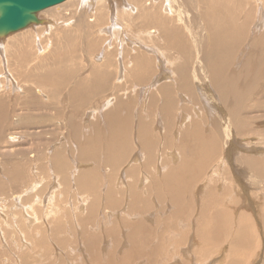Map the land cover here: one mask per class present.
I'll return each instance as SVG.
<instances>
[{"label": "rangeland", "instance_id": "1", "mask_svg": "<svg viewBox=\"0 0 264 264\" xmlns=\"http://www.w3.org/2000/svg\"><path fill=\"white\" fill-rule=\"evenodd\" d=\"M51 8L0 37V264H264V0Z\"/></svg>", "mask_w": 264, "mask_h": 264}, {"label": "water", "instance_id": "2", "mask_svg": "<svg viewBox=\"0 0 264 264\" xmlns=\"http://www.w3.org/2000/svg\"><path fill=\"white\" fill-rule=\"evenodd\" d=\"M67 0H0V37L40 24V12Z\"/></svg>", "mask_w": 264, "mask_h": 264}, {"label": "bare ground", "instance_id": "3", "mask_svg": "<svg viewBox=\"0 0 264 264\" xmlns=\"http://www.w3.org/2000/svg\"><path fill=\"white\" fill-rule=\"evenodd\" d=\"M91 5H94V4H96L98 1H100V0H87ZM106 1V0H105ZM88 4V3H87ZM60 5V4H59ZM50 9H52V8H50ZM50 9H48V10H50ZM48 10H44V11H48ZM49 20H47V19H44V22L43 23H45V22H48ZM153 30V29H152ZM156 30V29H155ZM7 41V40H6ZM2 43H4V42H1V44ZM5 52H6V49L4 50ZM122 64V63H121ZM121 64H120V66H121ZM122 67H123V65H122ZM122 67H120L121 69H122ZM126 67V66H125ZM122 71H124V70H121V72H120V78L122 77ZM216 74H218V72L216 73ZM9 78V77H8ZM13 78V77H12ZM12 81V80H11ZM0 83H1V80H0ZM0 86H1V84H0ZM110 103V102H109ZM107 104H108V102H107ZM187 119V117H183L182 119H181V122H184L185 120ZM241 144V143H240ZM249 146V145H248ZM33 189V188H32ZM83 204V203H82ZM32 220H34V219H32Z\"/></svg>", "mask_w": 264, "mask_h": 264}]
</instances>
